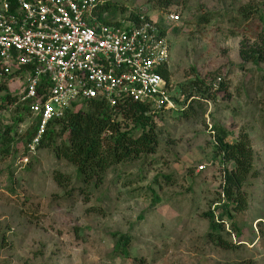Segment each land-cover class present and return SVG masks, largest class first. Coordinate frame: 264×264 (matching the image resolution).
Wrapping results in <instances>:
<instances>
[{"label": "rangeland", "instance_id": "obj_1", "mask_svg": "<svg viewBox=\"0 0 264 264\" xmlns=\"http://www.w3.org/2000/svg\"><path fill=\"white\" fill-rule=\"evenodd\" d=\"M109 2L126 10L116 18L105 14L114 22L131 13L144 12L160 24L168 14L180 15L165 25L177 109L156 118L155 153L112 167L85 193L76 167L50 148L24 165L20 144L9 156L0 152V264H264V64L240 56L241 42L252 45L264 31V0H172L167 8L148 0ZM245 6L252 10L248 20L241 19ZM23 83L9 88L19 92ZM15 113L14 107L0 111L2 124L12 125ZM30 116L15 128L14 145L33 122ZM216 126L230 133L229 142L248 134L254 153L257 175L242 188L247 209L237 217L243 241L223 235L240 245L234 250L205 239V214L223 198ZM58 173L68 177L69 189L75 186L73 194L55 181ZM122 235L131 240L129 259L113 257Z\"/></svg>", "mask_w": 264, "mask_h": 264}, {"label": "built area", "instance_id": "obj_2", "mask_svg": "<svg viewBox=\"0 0 264 264\" xmlns=\"http://www.w3.org/2000/svg\"><path fill=\"white\" fill-rule=\"evenodd\" d=\"M103 0H0V79L40 119L21 164L35 156L50 124L90 100L111 107L124 100L151 114L176 110L162 75L171 59L168 14L162 24L139 13L138 24L106 25L95 16ZM204 165L199 169L204 170Z\"/></svg>", "mask_w": 264, "mask_h": 264}, {"label": "trees", "instance_id": "obj_3", "mask_svg": "<svg viewBox=\"0 0 264 264\" xmlns=\"http://www.w3.org/2000/svg\"><path fill=\"white\" fill-rule=\"evenodd\" d=\"M103 1H105L104 4L95 11L99 22L120 27L124 22L138 24L139 13H131L123 21L114 22V20L107 19L105 14L110 13L111 17L116 18L118 13L123 15L126 10L123 6L113 4L109 0ZM148 1L159 8H167L172 4V0ZM249 8V6L242 8V20L250 19L252 10ZM209 21L210 18L205 16L203 23H209ZM240 56L246 63H253L257 66L264 64V31L258 34L257 42L252 45L246 40L241 42ZM162 75L170 84L168 68L162 71ZM201 96L205 97V94L201 93ZM192 97L193 95L189 94L187 100ZM10 107L15 108L17 115L15 113L12 125H3L0 121V143L2 145L0 152L9 156L12 150H19L20 144L23 155H27L28 145L38 133L40 119L34 118L31 125L20 135V142L14 145L13 134H18L15 128L22 126L32 114L29 111V104L20 101L19 93L9 88L7 80L0 79V111H5ZM181 110L179 112L187 114V111ZM166 112L151 114L147 105L132 100H124L115 107L100 100H90L81 106L77 105L75 110H69L64 118L53 121L38 150L50 148L57 158L74 165L80 181V191L85 193L92 183L95 187L103 183L112 167L139 159L143 155L155 153L160 145L156 118L163 117L162 114ZM213 131L216 153L221 157L225 166L220 186L223 198L215 207L216 211H209L205 214L210 221V230L205 239L206 243L234 250L240 245L233 243L229 238H224L223 235L230 236L234 233L238 238L237 242L243 241L237 217L247 209V200L242 188L251 177L257 175L253 168L254 153L248 134L242 133L235 142H229L230 133L228 131L217 126ZM23 165L21 168H24ZM14 169L17 171V168ZM68 180V177L62 173L55 176V181L66 192L65 194L71 195L75 186L69 189ZM216 212L219 213L218 217H216ZM227 224L230 225L231 231L226 229ZM130 244L131 240L126 235L118 238L115 241L113 257L129 259L131 257Z\"/></svg>", "mask_w": 264, "mask_h": 264}]
</instances>
